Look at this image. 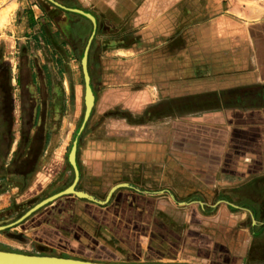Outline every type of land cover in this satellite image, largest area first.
<instances>
[{"label": "crops", "instance_id": "obj_1", "mask_svg": "<svg viewBox=\"0 0 264 264\" xmlns=\"http://www.w3.org/2000/svg\"><path fill=\"white\" fill-rule=\"evenodd\" d=\"M55 1L93 14L96 26L50 0H18L0 19V41L19 48L10 66L0 61V211L21 217L70 187L74 141L75 189L107 202L61 195L0 242L102 262L211 263L213 252L221 264L254 260L264 217V2ZM92 34L95 104L84 122L81 59ZM121 183L131 187L108 197Z\"/></svg>", "mask_w": 264, "mask_h": 264}, {"label": "water", "instance_id": "obj_2", "mask_svg": "<svg viewBox=\"0 0 264 264\" xmlns=\"http://www.w3.org/2000/svg\"><path fill=\"white\" fill-rule=\"evenodd\" d=\"M54 4L65 8L67 10H70L72 12L79 13L85 17H87L94 25L96 26V18L93 14L86 12L81 9L77 8H66L56 2L55 0H50ZM93 38V34L88 40V43L86 45V48L84 50L83 57L81 59L83 74H84V80H85V104H86V110H85V116H84V122H86L91 114V111L95 104V94L91 87V78L88 71V55H89V48L90 44ZM76 151H77V141H74L71 152L69 154V161L72 164V166L75 169V181L74 183L68 187L67 189L39 202L35 206H33L31 209H29L23 216H21L18 220L15 222H12L10 224L1 225L0 231L7 229L21 221H23L25 218H27L30 214L44 206L45 204L49 203L50 201L54 200L55 198L64 195V194H75L76 196L80 198H86L91 201H95L97 203L104 204L107 201H101L95 198L94 196L84 192L79 191L75 189L76 183L79 180V171L76 164ZM124 186H130L128 184H117L115 185L112 190L110 191V194L108 197L111 196V194L117 190L120 187ZM131 187V186H130ZM0 264H182V263H161V262H102V261H92V260H84L80 258H73V257H66V256H58V255H45V254H28L23 252H17V251H10V250H1L0 249Z\"/></svg>", "mask_w": 264, "mask_h": 264}, {"label": "rangeland", "instance_id": "obj_3", "mask_svg": "<svg viewBox=\"0 0 264 264\" xmlns=\"http://www.w3.org/2000/svg\"><path fill=\"white\" fill-rule=\"evenodd\" d=\"M18 0H0V11L3 10L2 12H0V19H4L6 18L7 16L10 15L11 12H13L14 10V7H15V4L17 3ZM255 0H241V3L242 4H248L247 2H254ZM260 1H263L264 0H260ZM262 3V2H260ZM5 9V10H4ZM16 12V10H15ZM4 47H5V51H4ZM18 49V43L17 45L14 47V44L13 43H9L8 46H6L5 42L4 41H0V61L3 59L5 60V62L9 64H11V60L12 59L10 56H12V52H14L15 49ZM5 52V58L3 57V53ZM19 52V51H18ZM2 55V56H1ZM16 59L17 61H19V56H15L13 57V59ZM23 59H25V57L23 56ZM10 66V65H9ZM11 68V67H10ZM20 68V67H19ZM20 69H18V71H16V75H17V79L19 80V77L21 79V81L23 82V87H22V84H21V87H20V84L18 82L17 85H19V92H18V100L22 99V102L24 103V106L27 107L28 105V91L26 88H25V82L27 80V72L25 71H21L19 73ZM19 75V77H18ZM257 202L254 201V204H256ZM20 214V210L19 211H15L13 209H8L6 211H0V226L1 225H6V224H10L14 221H16L20 216H18ZM256 220V219H255ZM260 223H263L262 226L260 225L259 227H257L256 231L260 232V234H258L257 236H254V252L252 251V257H254V260H248V263L247 264H264V217H261L260 219ZM249 223V218L247 219V222L246 224ZM11 227L7 228V229H4V230H1L0 231V236L2 234H8L9 232H11ZM227 235H231V233L227 232L226 233ZM229 238V237H228ZM1 239V238H0ZM246 239L248 240L247 241V244L249 245L250 244V240H251V237H250V233L245 231L243 233V240ZM18 244H15V245H9V244H6V243H1L0 242V249L2 250H5L7 249V247L9 248H14L16 247L15 249L19 252H23V253H28V254H31V253H35V254H45V255H58L60 256L61 254H66V252H62L61 250H57V249H46L43 245H30V247H27L28 245H23V246H16ZM14 246V247H12ZM247 246V245H246ZM48 248V247H47ZM246 250H244L245 252ZM68 253V252H67ZM246 253V252H245ZM243 253L246 257V254ZM69 254V253H68ZM72 254V252H71ZM213 255H215L216 257V261L214 260L213 262L211 263H208L206 261H202L200 259H197V258H187V257H179V259L177 260L178 262L182 263V264H221V263H218L220 261H218L217 259L219 257H217V254H215L213 252ZM251 256V255H250ZM95 258H99V257H95ZM251 258V257H250ZM106 259H118L117 257H108Z\"/></svg>", "mask_w": 264, "mask_h": 264}, {"label": "trees", "instance_id": "obj_4", "mask_svg": "<svg viewBox=\"0 0 264 264\" xmlns=\"http://www.w3.org/2000/svg\"><path fill=\"white\" fill-rule=\"evenodd\" d=\"M257 188H259V189H264V186H260V187H257ZM263 205H264V202H263ZM260 210V209H259ZM259 210H257V211H259ZM263 212V211H262ZM259 213H260V211H259ZM261 218V217H260ZM260 218H257L258 220L260 219ZM258 234H260V232H256V235H258Z\"/></svg>", "mask_w": 264, "mask_h": 264}]
</instances>
